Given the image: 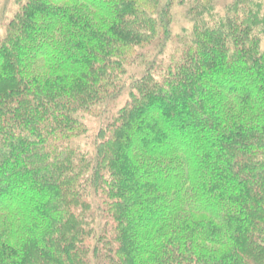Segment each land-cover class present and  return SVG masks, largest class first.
Masks as SVG:
<instances>
[{"label":"trees","instance_id":"1","mask_svg":"<svg viewBox=\"0 0 264 264\" xmlns=\"http://www.w3.org/2000/svg\"><path fill=\"white\" fill-rule=\"evenodd\" d=\"M14 1L0 264H264L261 0Z\"/></svg>","mask_w":264,"mask_h":264},{"label":"rangeland","instance_id":"2","mask_svg":"<svg viewBox=\"0 0 264 264\" xmlns=\"http://www.w3.org/2000/svg\"><path fill=\"white\" fill-rule=\"evenodd\" d=\"M219 1H220V3H224V1L226 2L227 0H219ZM261 2H262V9L264 12V0H261ZM16 5H17V2H15L14 0H0V23L5 18L6 12H8L12 8V6H16ZM174 9H175V22L173 25V29L177 30V32H178L183 25H187V26L191 27V23L188 22L187 19H185L186 12H185L184 6L179 5V4H175ZM0 31L2 32L3 30L0 29ZM93 121H92V124H91V122H90V124L92 126L93 125L97 126L98 121H96V120L94 122Z\"/></svg>","mask_w":264,"mask_h":264}]
</instances>
